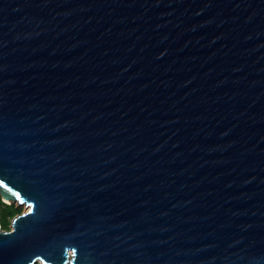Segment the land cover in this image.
I'll use <instances>...</instances> for the list:
<instances>
[{
  "label": "water",
  "instance_id": "water-1",
  "mask_svg": "<svg viewBox=\"0 0 264 264\" xmlns=\"http://www.w3.org/2000/svg\"><path fill=\"white\" fill-rule=\"evenodd\" d=\"M0 264H264V0H0Z\"/></svg>",
  "mask_w": 264,
  "mask_h": 264
},
{
  "label": "trees",
  "instance_id": "trees-1",
  "mask_svg": "<svg viewBox=\"0 0 264 264\" xmlns=\"http://www.w3.org/2000/svg\"><path fill=\"white\" fill-rule=\"evenodd\" d=\"M22 208L16 206L15 203H6L2 200L0 195V217L3 228L10 229L11 218L16 214L21 213ZM35 264H39L36 262Z\"/></svg>",
  "mask_w": 264,
  "mask_h": 264
},
{
  "label": "rangeland",
  "instance_id": "rangeland-1",
  "mask_svg": "<svg viewBox=\"0 0 264 264\" xmlns=\"http://www.w3.org/2000/svg\"><path fill=\"white\" fill-rule=\"evenodd\" d=\"M2 200H3L4 202L8 203V204H9V203H15L16 206H19V207L22 208V212H23V211H26V210L28 209V207H27V205H26L25 203H23V204H19L18 202H12V201H10V200H6V199H4V198H2ZM12 219H13V218H11V222H12ZM10 228H11V223H10ZM38 263H39V264H44L41 260H39Z\"/></svg>",
  "mask_w": 264,
  "mask_h": 264
}]
</instances>
